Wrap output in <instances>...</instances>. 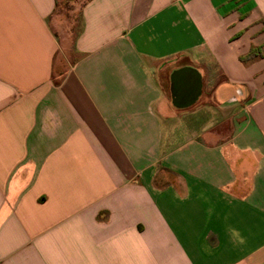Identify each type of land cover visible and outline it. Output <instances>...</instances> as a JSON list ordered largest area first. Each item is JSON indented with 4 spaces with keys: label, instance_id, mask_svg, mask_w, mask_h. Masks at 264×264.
Returning a JSON list of instances; mask_svg holds the SVG:
<instances>
[{
    "label": "crops",
    "instance_id": "obj_1",
    "mask_svg": "<svg viewBox=\"0 0 264 264\" xmlns=\"http://www.w3.org/2000/svg\"><path fill=\"white\" fill-rule=\"evenodd\" d=\"M60 5L0 0V264H264V0Z\"/></svg>",
    "mask_w": 264,
    "mask_h": 264
},
{
    "label": "rangeland",
    "instance_id": "obj_2",
    "mask_svg": "<svg viewBox=\"0 0 264 264\" xmlns=\"http://www.w3.org/2000/svg\"><path fill=\"white\" fill-rule=\"evenodd\" d=\"M61 5L58 6L62 15H60V24L63 28H67L69 30V37L73 36L77 26L79 19V11L84 0H60Z\"/></svg>",
    "mask_w": 264,
    "mask_h": 264
},
{
    "label": "trees",
    "instance_id": "obj_3",
    "mask_svg": "<svg viewBox=\"0 0 264 264\" xmlns=\"http://www.w3.org/2000/svg\"><path fill=\"white\" fill-rule=\"evenodd\" d=\"M254 56H256V53L252 50L244 57V59L247 61L253 58Z\"/></svg>",
    "mask_w": 264,
    "mask_h": 264
},
{
    "label": "water",
    "instance_id": "obj_4",
    "mask_svg": "<svg viewBox=\"0 0 264 264\" xmlns=\"http://www.w3.org/2000/svg\"><path fill=\"white\" fill-rule=\"evenodd\" d=\"M198 84H199V82H198Z\"/></svg>",
    "mask_w": 264,
    "mask_h": 264
}]
</instances>
